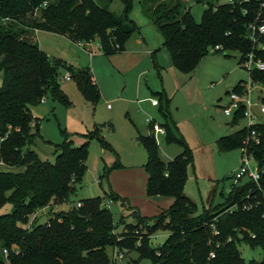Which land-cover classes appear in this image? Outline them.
Segmentation results:
<instances>
[{
    "label": "trees",
    "instance_id": "trees-1",
    "mask_svg": "<svg viewBox=\"0 0 264 264\" xmlns=\"http://www.w3.org/2000/svg\"><path fill=\"white\" fill-rule=\"evenodd\" d=\"M112 1L0 0V264H114L109 248L137 251L150 264H264V204L255 205L256 200H264V122L254 127L261 134L260 144L251 146L262 170L259 184L246 180L233 187L223 203L201 215L196 214V204L185 194L190 160L187 151L165 162L155 136L150 134L140 137L148 155L143 166L146 191L150 197L172 198L168 209L148 219L134 211L139 222L126 224L119 235L105 197L96 196L81 199L68 211L50 213L45 223L26 227L37 212L71 202L88 167L93 139L113 149L104 137L103 127L78 134L84 139L80 145H75L73 134L65 132L55 162L42 160L32 148L41 136V124L35 120L31 106L48 93L64 105H71L60 87L59 64L42 49L35 38L36 31L65 35L74 42L98 40L105 54H113L125 47L139 26L131 17L134 0H122L121 13L110 9ZM187 1H140L143 14L163 37L174 66L192 75L213 48L223 52L238 50L243 62L253 50L249 24L258 17L261 0L208 2L200 21ZM256 55L264 60V48L256 50ZM68 70L86 102L96 106L101 92L90 67ZM252 78L264 85V71L254 70ZM243 83L234 90L242 92ZM162 98L163 94L160 102ZM243 118L244 107L234 117V123ZM249 132L244 126L219 137L220 151L241 148ZM166 138L184 142L168 124ZM122 166L118 159L105 175ZM108 196L122 198L114 191ZM8 204L10 209L3 211ZM246 204L254 205L245 209ZM211 223L216 224L219 235L213 234ZM159 229L170 234L164 243L154 246L151 237ZM216 242L221 245L216 257L210 258ZM242 244L260 247L263 258L248 263L240 250Z\"/></svg>",
    "mask_w": 264,
    "mask_h": 264
},
{
    "label": "rangeland",
    "instance_id": "rangeland-1",
    "mask_svg": "<svg viewBox=\"0 0 264 264\" xmlns=\"http://www.w3.org/2000/svg\"><path fill=\"white\" fill-rule=\"evenodd\" d=\"M140 1L134 0L131 17L139 28L142 27L146 36L151 39L161 38L154 23L144 16ZM229 1L189 0L187 4L191 7L196 20L200 21L208 2L223 4ZM123 8L122 0H113L110 5V9L116 13H121ZM38 40L50 59L59 64L60 87L71 105H64L48 93L41 102L31 106L35 120L41 124V136L34 141L32 148L42 160L55 162L57 147L65 141V132L73 134L71 138L75 141V145H80L84 139L78 134L103 127L104 137L111 143L113 149L107 148L100 139H93L89 147L88 167L82 181L76 185L77 191L71 196V202L37 212L30 217L26 227L36 222L45 223L50 213L68 211L73 206H77L81 199L96 196L105 197V201L111 203L110 209L116 225L115 232L119 235L124 233L126 224L139 222L134 211H138L142 218L148 219L168 209L170 197H150L146 191L147 173L143 165L147 162L148 155L138 137L150 131L148 124L150 118L160 125L168 123L177 138L184 141H169L164 136L158 137L159 151L166 160H173L185 151L187 157H190L185 194L196 204V214L201 215L206 209L225 201L233 184V175L242 165L243 154L239 147L227 152L220 151L217 140L247 124L246 119H242L238 124L234 123V116L226 115L222 107L226 102L228 90L231 91L242 80L249 82V71L241 64L242 52L238 50L223 52L213 48L203 57L197 70L190 75L175 69L170 52L163 49L159 56L161 67L145 76L152 86V92L148 89L151 99L160 101L162 94L163 98L158 107L144 109V113L139 114L134 110V105L128 112V109L126 110L118 100L114 99L122 94L125 97L132 96L133 79L128 89L124 91V77H121L123 75L114 73L112 83L116 85L110 84L109 87V82L105 83V89L110 94L107 103L111 108L109 109L107 104L103 105V99L94 109L92 105L84 103L77 82L67 78L70 73L68 68L77 66L90 67L95 75L93 54L79 47L78 42H72L61 34L44 31L39 34ZM156 45L160 46L157 43ZM92 46L96 50L97 57L105 54L100 51L102 49L98 40H95ZM99 61L100 59L96 58L94 62L102 79L103 66ZM1 82L2 76H0ZM100 90L103 94L101 86ZM259 91L260 88H256L254 93L257 95ZM254 111L257 114L256 119L264 122V114L260 112V108L256 106ZM118 159L123 166L114 168L110 175L106 176V171L113 168ZM251 162L255 165L254 159L251 158ZM245 181L246 179L242 183ZM111 191L122 198L109 197L108 193ZM9 209L8 204L3 211ZM169 234L167 230H157L151 237L152 245L158 246L164 243ZM120 250L108 249L112 256L115 251L123 254L115 259L114 264H150V260L141 258L137 251ZM240 250L248 263L253 259L263 258L260 247L252 248L242 244Z\"/></svg>",
    "mask_w": 264,
    "mask_h": 264
},
{
    "label": "crops",
    "instance_id": "crops-1",
    "mask_svg": "<svg viewBox=\"0 0 264 264\" xmlns=\"http://www.w3.org/2000/svg\"><path fill=\"white\" fill-rule=\"evenodd\" d=\"M41 32H44V31H42V30L36 31L35 38L38 41V43H39L38 36ZM65 37H67V36H65ZM160 37L161 38L156 37L157 39L156 38L151 39L145 35V33L142 31V27H140L139 31L134 33L127 40V42L125 43V47L122 50L115 52L113 54H109V55L103 54L102 56H99V57H97L95 55L96 50H94V48L92 46L94 41L91 43H86L84 46H79V47L83 48L84 50L90 52L94 56L93 68H94V72H95L97 80L95 78L94 73H93V76H94V79H95L97 85L98 86L100 85L102 90H103V94L100 90V92H101L100 100L104 99L103 105L107 104V107L109 109L111 108V106H109L110 104L107 103L108 98H110V94L105 89V86H106L105 83H106V81H108L109 87H111L110 84H113V86H115L116 84L112 83V81H113L114 73L118 72V74L120 76L123 75L121 77H124V81H123L124 91H126L128 89V87L130 86L129 84L131 83V81L133 79V87L132 88H134V89L132 91V96L125 97L122 94L121 96H117L114 98L115 100H118L121 103V105L124 106V108H126V110L128 109V112H129V110L130 111L132 110L133 105L135 107L134 110L139 114L141 112L144 113V109L150 110V109H153L155 107H158V106H154L153 104L150 103L151 97H150V91L149 90H151V92H152V89H151L152 86L150 85V82H148L147 79H145V76H148V74L152 73L154 70L159 69L161 67V64L159 62V56H161L160 54L162 53L161 51L163 49L168 50L167 48L164 47V40H163V37L161 36V34H160ZM68 39H70V38H68ZM72 42H74V41H72ZM156 43L160 46L157 47ZM99 46H100V43H99ZM100 51L103 52L102 50H100ZM96 58L100 59L99 63H101L103 66V73L101 74L102 79H100V77H99L100 75L96 69L97 65L94 62L96 60ZM241 64H242V62H241ZM172 65L174 66L173 61H172ZM175 69H177V68L175 67ZM67 78L70 80H73L70 78V73L68 74ZM103 80H104V89H103ZM97 81H99L100 84ZM241 82H246V81L242 80L239 83H241ZM100 86H99V89H100ZM153 92L155 93V91H153ZM229 92H230V90L227 91V94ZM164 94H166L165 90H164ZM220 100H222V98ZM84 103L85 104L87 103L85 98H84ZM228 103H229V99L227 96L226 102L223 104L222 107H224ZM88 105H91V104H88ZM97 105L96 106L92 105V107L94 109H96ZM161 110H162V108H161ZM166 124H168V123H166ZM166 124L161 125L165 129L164 133L163 132H160V133L154 132L152 125L149 124L150 131L146 134H140L138 137L139 141H140L141 136H148L150 134H153L155 136L157 142H159V140H158L159 136L166 137L165 136L166 135ZM160 156L165 162L170 161V160H166L165 158H163V155L161 152H160ZM159 197H162V196H159ZM168 202H169L168 204L171 205L173 202V199L171 198V200H169ZM57 206H55V207H57Z\"/></svg>",
    "mask_w": 264,
    "mask_h": 264
},
{
    "label": "built area",
    "instance_id": "built-area-1",
    "mask_svg": "<svg viewBox=\"0 0 264 264\" xmlns=\"http://www.w3.org/2000/svg\"><path fill=\"white\" fill-rule=\"evenodd\" d=\"M235 1H245L249 2V0H230L229 2ZM264 11V0L260 2V11L258 17L255 21L249 24V37L253 43V50L246 54L242 64L245 68L248 69L250 78L249 82L243 83L244 90L242 92H238L236 90H231L228 93L229 103L225 105L224 112L228 116H236V114L244 107V118L247 120V124L245 125L247 128L250 129V132L246 139L243 141L242 154H243V162L242 165L238 168V170L233 175V184L230 187V191L233 187L239 186L242 184L244 179L254 181L255 183L259 184V181L262 176L261 167L256 160L253 152L251 151V146L253 144L257 145L261 142V134L258 132L254 127L260 123L256 119L257 114L254 111V107H259L260 112L264 114V85L255 82L252 78V72L254 70L264 71V60L257 57L256 50L260 48H264V18H262V12ZM246 12V11H245ZM86 43L78 42L79 46H84ZM256 88H260L259 94H255L254 90ZM152 104L154 106H159L160 101L157 99H151ZM111 106V105H109ZM149 124L152 125L154 132H165V129L158 123L154 121L153 118L149 119ZM251 158L255 160V165L252 164ZM244 183V182H243ZM249 198V196H248ZM264 199V197H263ZM264 204V200H256L255 205ZM254 204H246L244 205L245 209H249L253 207ZM107 206L110 207L111 203L107 202ZM262 217L264 218V211L262 213ZM211 227L213 228V234L215 236L220 234L219 229L217 228L215 223H211ZM230 240V239H229ZM213 244V241L210 242ZM221 243L216 242L213 246L214 248L210 252V258L216 257V249L220 247ZM4 254L8 255V250L4 249ZM122 256V253H117L113 255L114 259L117 257Z\"/></svg>",
    "mask_w": 264,
    "mask_h": 264
},
{
    "label": "water",
    "instance_id": "water-1",
    "mask_svg": "<svg viewBox=\"0 0 264 264\" xmlns=\"http://www.w3.org/2000/svg\"><path fill=\"white\" fill-rule=\"evenodd\" d=\"M15 210V209H14Z\"/></svg>",
    "mask_w": 264,
    "mask_h": 264
}]
</instances>
